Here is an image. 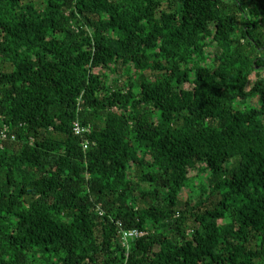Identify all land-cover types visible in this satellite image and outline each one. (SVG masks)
I'll use <instances>...</instances> for the list:
<instances>
[{"label":"trees","instance_id":"trees-1","mask_svg":"<svg viewBox=\"0 0 264 264\" xmlns=\"http://www.w3.org/2000/svg\"><path fill=\"white\" fill-rule=\"evenodd\" d=\"M263 72L264 0H0V264H264Z\"/></svg>","mask_w":264,"mask_h":264},{"label":"built area","instance_id":"built-area-1","mask_svg":"<svg viewBox=\"0 0 264 264\" xmlns=\"http://www.w3.org/2000/svg\"><path fill=\"white\" fill-rule=\"evenodd\" d=\"M73 131L76 135H83L84 133H88V128H84V127H82L76 123L74 125ZM83 147H84V149H86L87 148L86 144H84ZM142 235H143V233H139L136 231L124 232L122 235L123 245L127 247L126 242L129 238H137V237H141Z\"/></svg>","mask_w":264,"mask_h":264},{"label":"rangeland","instance_id":"rangeland-1","mask_svg":"<svg viewBox=\"0 0 264 264\" xmlns=\"http://www.w3.org/2000/svg\"><path fill=\"white\" fill-rule=\"evenodd\" d=\"M118 70H117L118 74L114 73V72H111V71H108V70H102V69H96L95 72L98 73V74H101L102 72H104L106 74V76L109 78L110 82H111V81H114L115 78L118 77V75L120 73V70L119 71ZM262 75H264V72H263ZM254 79H255V76H252L251 80L254 81ZM194 175H195V172H190V177H192Z\"/></svg>","mask_w":264,"mask_h":264}]
</instances>
